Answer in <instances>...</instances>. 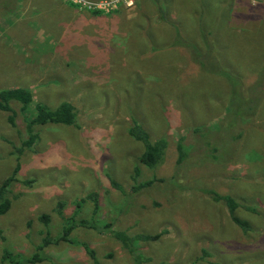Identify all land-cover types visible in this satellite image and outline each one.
Here are the masks:
<instances>
[{
  "label": "rangeland",
  "instance_id": "obj_1",
  "mask_svg": "<svg viewBox=\"0 0 264 264\" xmlns=\"http://www.w3.org/2000/svg\"><path fill=\"white\" fill-rule=\"evenodd\" d=\"M70 1L14 0L15 8L0 13V89L30 90L27 116L37 102L53 108L67 101L76 109V125H38L35 143L20 152V104L11 105L14 125L0 110V183L18 165L9 208L0 215V264H10L3 255L22 261L33 254L39 261L24 264H92L77 243L35 249L45 232L60 234L57 201H63L65 217H90L89 199L75 206L90 191L97 194L99 227L113 220L131 233H160L141 244L152 262L264 264V73L257 78L264 65V0ZM201 32L216 41L210 54L217 66L244 93L261 95L244 123L249 133L232 145L229 140L227 159L219 153L218 163L202 155L211 136L195 140L191 130L216 125L229 85L222 74L202 72L187 48L172 44L186 39L203 52ZM131 117L151 139L167 140L155 170L137 160L141 146L126 133ZM179 136L189 158L175 169ZM134 166L136 182L163 180L126 196ZM206 187L253 207L236 210L248 229L234 225L225 206L202 192ZM41 213L49 215L46 228L37 218ZM69 236L87 242L102 264H129L127 253L99 228L76 226Z\"/></svg>",
  "mask_w": 264,
  "mask_h": 264
},
{
  "label": "trees",
  "instance_id": "obj_2",
  "mask_svg": "<svg viewBox=\"0 0 264 264\" xmlns=\"http://www.w3.org/2000/svg\"><path fill=\"white\" fill-rule=\"evenodd\" d=\"M13 1L14 0H0V3H2L0 4V13L2 12L4 14H7L12 8H15V6L10 5V2ZM199 29H202L201 25L199 26ZM174 30L176 31L177 29L175 28ZM200 35L201 39L204 40L203 52L199 47L195 46L193 43L186 39H178V41H175L172 44L173 46H182L187 48L190 51L189 54L191 55L192 61L197 64L198 68L202 72L209 74H222L229 85V98L226 102L225 112L221 119L219 118V121L217 120L216 125L213 128H209V126H195L192 127L191 130L194 135L193 138L200 137L201 139H205L207 134L211 136L212 139L207 138L204 147L201 146L202 151L204 152V154L202 155L204 156V159H212L213 162L216 161V163H218L220 162L218 160L219 153L225 154V159H227V153H224V149L229 148V140L230 145H232L236 141H243L245 135L249 133V128L248 132L245 131L246 128L243 129V127H245L244 123L249 116H252L256 113L261 95H258L255 92L244 93L243 85L236 82L235 78L229 73L228 70L219 68L216 64L217 57L210 54V52H215L216 41L213 38H211L210 41L207 40L206 34L202 32ZM263 73L264 65L262 67V70L258 74V80H261V78L263 77ZM258 88L262 89L261 85L258 84ZM30 102H32V94L31 91L27 88L11 87L0 89V110L7 112L6 120L11 125H14L15 120V111L12 109L11 105L12 103L20 104V111L23 121V133L25 137H22L19 141L20 145L16 149L19 152L21 150H30L31 146L35 143L37 137L35 128L38 125H76V109L69 102H60L53 108H49L37 102L34 103L33 106L34 112L30 116H27L24 109L28 104H30ZM130 121V124L126 128V133L141 146V151L137 157L138 162L147 169L155 170L162 164L164 160L167 148L166 138L164 136H161L155 139H151L148 132L135 118L131 117ZM223 135H226V137H224ZM196 139L197 138H195V140ZM174 149V167L175 169H178L184 162V160L189 158L188 148L184 145L182 136H179L175 141ZM232 153L233 150H229V162ZM224 162H227V160H224L222 163ZM17 170L18 165L14 167L11 175L6 177L0 183V215L5 213L9 208L11 195L10 186L11 182L16 180L15 174ZM137 173L138 168L134 166L133 175L131 176L133 183L129 186V189L126 193H124L119 183L110 178L109 175L105 176L112 187L117 188L126 196H131L133 193L138 192L140 189L148 187L154 182L163 180L150 178L144 181L136 182L134 177ZM256 176L260 178L259 175ZM24 183H26V181H24ZM202 192L206 194L212 201H220L225 206L229 219L234 225L238 226L240 229H242V231L248 229L247 221L239 218V216H237L236 214V210L239 208H243L244 211L246 210L253 212V207L245 204L244 202L237 201L231 194H226L224 192L219 193L218 191L210 187L203 188ZM85 199H89L92 203L91 215L89 218H82L78 220L74 219L75 217L73 214L67 217L63 216L61 211L63 201H57L56 213L61 218L60 234L55 237H51L47 232H45L41 238V242L35 247V249L40 250L51 242H66L71 244L77 243L89 256L92 264H102L97 260L94 250L87 242H75L70 238L69 234L71 230L76 226H80L89 229L99 228L100 232L114 239L129 256V264H178L167 261L152 262L151 258L145 255L143 250L141 249L142 243L156 241L159 238L160 233H131L125 229L115 228L113 220L105 222L99 227L94 217L96 212H98L96 192L90 191L85 193L82 197H79L75 200V206L78 208ZM73 213L76 214L75 211ZM37 218L45 228L48 226V214L41 213ZM41 233L43 232L41 231ZM38 259L39 258L37 254H33L31 257L26 258L22 261L15 260L13 258H10L9 256L5 257L3 255L1 261H7L10 264H24L31 263L33 261H39ZM189 264H195V261H192Z\"/></svg>",
  "mask_w": 264,
  "mask_h": 264
},
{
  "label": "built area",
  "instance_id": "obj_3",
  "mask_svg": "<svg viewBox=\"0 0 264 264\" xmlns=\"http://www.w3.org/2000/svg\"><path fill=\"white\" fill-rule=\"evenodd\" d=\"M68 1H70V0H68ZM71 2V1H70ZM72 3V2H71Z\"/></svg>",
  "mask_w": 264,
  "mask_h": 264
}]
</instances>
